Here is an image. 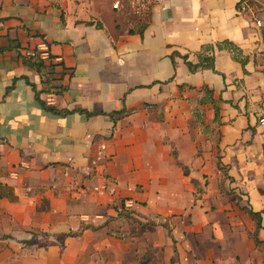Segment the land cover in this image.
I'll return each mask as SVG.
<instances>
[{"label": "crops", "instance_id": "crops-1", "mask_svg": "<svg viewBox=\"0 0 264 264\" xmlns=\"http://www.w3.org/2000/svg\"><path fill=\"white\" fill-rule=\"evenodd\" d=\"M237 1L167 0L112 38L86 2L0 0V264H264V41ZM222 39L246 73L217 50L219 73L188 70L182 55ZM26 79L58 108L128 114L53 115Z\"/></svg>", "mask_w": 264, "mask_h": 264}, {"label": "trees", "instance_id": "trees-1", "mask_svg": "<svg viewBox=\"0 0 264 264\" xmlns=\"http://www.w3.org/2000/svg\"><path fill=\"white\" fill-rule=\"evenodd\" d=\"M242 0H238L236 6L239 8ZM7 47H0V51H4ZM226 51L229 53L231 59L235 62H238L242 69L243 72L246 73L245 66L249 61V56L244 53L242 48L235 43L234 41L230 39H222L216 42H208V43H203L200 48L197 51H194L193 54L196 57V61L192 62L188 60V54H184L183 60L184 63L186 64L188 70L190 72H196L199 70H212L215 73H219L216 68H215V51ZM22 61L24 64L28 65L29 67L33 68L35 71L38 72V74L41 77V82L45 83L46 85L51 83V76L50 74L52 73L51 71L48 70V66L44 62L43 57H38L36 56L35 52L28 53L21 55ZM47 58L51 59L53 56L49 53ZM62 64V63H60ZM27 83L30 84L32 89L34 90V98L40 105V107L45 110L46 112H49L53 115L56 116H68L72 113H79V114H84L86 117H91L95 115H107L111 121L113 122L112 129L115 127V123L117 119H119L122 115L128 114L127 108L123 105L122 108L118 110H111V111H91L88 110L87 108L83 107H74L72 109H67V108H58L52 104H48L46 101L42 100L40 98V93L44 91H49V86H46V88L42 90H37L36 86L28 81L26 79ZM182 86V85H180ZM66 87L59 86L55 90V92H61L62 89H65ZM198 90L203 91L204 94L202 95L201 98L198 100V104H205V103H211L213 105L214 109V115L215 121H219L220 118V102L222 101L221 97H218L217 99L214 98L213 90L208 88L206 85L201 86ZM198 111L194 112V115L197 119L200 120V114H197ZM202 122V121H201ZM219 166V164H218ZM223 168V167H220ZM246 213L256 222V229L261 227V215L260 212L254 211L252 208L245 207L244 208ZM257 242V240H256Z\"/></svg>", "mask_w": 264, "mask_h": 264}, {"label": "rangeland", "instance_id": "rangeland-1", "mask_svg": "<svg viewBox=\"0 0 264 264\" xmlns=\"http://www.w3.org/2000/svg\"><path fill=\"white\" fill-rule=\"evenodd\" d=\"M245 1V0H244ZM77 2H86V7L82 9V11L79 13L80 18H89L90 14L96 13L98 10L101 14V20L104 23L108 34L112 36L116 30V22L115 19L119 17V15L123 14L125 15V18H127L128 21L133 22V30H136L140 23H135L136 20H141L140 22H143L147 19H137L129 9V7L125 4L123 8H120L119 10H114L112 8V4L114 0H73V7H76ZM240 6H244L246 9L251 11V14L253 15V22L254 25L260 30L263 41H264V0H246V3H243V0L241 1ZM242 8V7H241ZM76 17V15H75ZM257 21H260V25L257 24ZM169 26V25H168ZM79 34L83 35L85 33L86 26L83 27V25L79 24ZM124 27V26H122ZM164 29V28H163ZM118 31V30H117ZM162 31V27L158 31L159 37L164 38V34L160 35ZM118 35V34H117ZM143 57L141 59H144L146 56H148L147 53H142ZM145 55V56H144ZM156 218V215H155ZM135 219V218H133ZM160 219V218H159ZM168 221V220H165Z\"/></svg>", "mask_w": 264, "mask_h": 264}, {"label": "built area", "instance_id": "built-area-1", "mask_svg": "<svg viewBox=\"0 0 264 264\" xmlns=\"http://www.w3.org/2000/svg\"><path fill=\"white\" fill-rule=\"evenodd\" d=\"M166 1L167 0H114L112 8L119 10L123 8V4H125L135 17L138 19H146L154 7L162 5ZM257 24L260 25V21H257ZM259 124L264 129V115L259 117Z\"/></svg>", "mask_w": 264, "mask_h": 264}]
</instances>
